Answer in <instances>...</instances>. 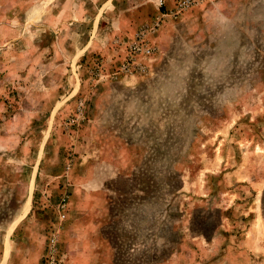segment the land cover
<instances>
[{
  "label": "rangeland",
  "instance_id": "374dc122",
  "mask_svg": "<svg viewBox=\"0 0 264 264\" xmlns=\"http://www.w3.org/2000/svg\"><path fill=\"white\" fill-rule=\"evenodd\" d=\"M0 264H264V0H0Z\"/></svg>",
  "mask_w": 264,
  "mask_h": 264
},
{
  "label": "built area",
  "instance_id": "2783aa9c",
  "mask_svg": "<svg viewBox=\"0 0 264 264\" xmlns=\"http://www.w3.org/2000/svg\"><path fill=\"white\" fill-rule=\"evenodd\" d=\"M150 51V49H148Z\"/></svg>",
  "mask_w": 264,
  "mask_h": 264
}]
</instances>
